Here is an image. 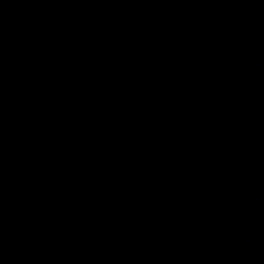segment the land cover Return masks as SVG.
I'll return each instance as SVG.
<instances>
[{"label":"water","instance_id":"obj_1","mask_svg":"<svg viewBox=\"0 0 264 264\" xmlns=\"http://www.w3.org/2000/svg\"><path fill=\"white\" fill-rule=\"evenodd\" d=\"M0 264H264V0H0Z\"/></svg>","mask_w":264,"mask_h":264}]
</instances>
